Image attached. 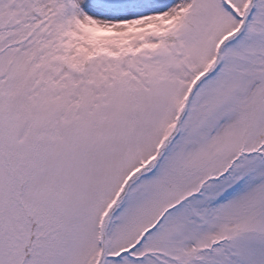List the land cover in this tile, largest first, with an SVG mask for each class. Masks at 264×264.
Listing matches in <instances>:
<instances>
[{
    "label": "snow or ice",
    "instance_id": "6c2138e0",
    "mask_svg": "<svg viewBox=\"0 0 264 264\" xmlns=\"http://www.w3.org/2000/svg\"><path fill=\"white\" fill-rule=\"evenodd\" d=\"M0 264H264V0H0Z\"/></svg>",
    "mask_w": 264,
    "mask_h": 264
}]
</instances>
